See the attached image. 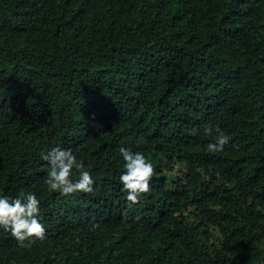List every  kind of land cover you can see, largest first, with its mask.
Returning a JSON list of instances; mask_svg holds the SVG:
<instances>
[{"label": "trees", "instance_id": "16d2710c", "mask_svg": "<svg viewBox=\"0 0 264 264\" xmlns=\"http://www.w3.org/2000/svg\"><path fill=\"white\" fill-rule=\"evenodd\" d=\"M54 146L93 192L48 190ZM121 147L153 165L135 204ZM26 192L45 236L0 229V264H264V0H0V193Z\"/></svg>", "mask_w": 264, "mask_h": 264}, {"label": "clouds", "instance_id": "9594fccd", "mask_svg": "<svg viewBox=\"0 0 264 264\" xmlns=\"http://www.w3.org/2000/svg\"><path fill=\"white\" fill-rule=\"evenodd\" d=\"M206 132L211 129L206 128ZM214 140L207 144V151L222 152L229 143V136L219 127ZM123 160V171L119 175V184L126 201L137 203L141 194L150 191V178L153 175V165L140 151H132L126 147L120 148ZM47 161L48 168L44 177V184L49 191L68 195L74 192H93L94 179L86 170L82 161L78 160L69 148L51 147L41 157ZM74 170L78 178L72 179ZM39 200L35 193L26 192L15 196L0 193V229L7 231L21 246H26L34 239H43L45 226L40 217Z\"/></svg>", "mask_w": 264, "mask_h": 264}]
</instances>
